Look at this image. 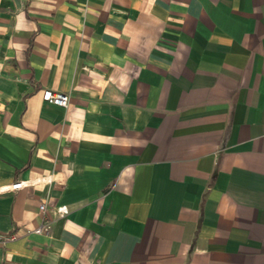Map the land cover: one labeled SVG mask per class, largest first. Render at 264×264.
I'll return each mask as SVG.
<instances>
[{"label":"crops","instance_id":"obj_1","mask_svg":"<svg viewBox=\"0 0 264 264\" xmlns=\"http://www.w3.org/2000/svg\"><path fill=\"white\" fill-rule=\"evenodd\" d=\"M0 232V264H264V0H0Z\"/></svg>","mask_w":264,"mask_h":264},{"label":"built area","instance_id":"obj_2","mask_svg":"<svg viewBox=\"0 0 264 264\" xmlns=\"http://www.w3.org/2000/svg\"><path fill=\"white\" fill-rule=\"evenodd\" d=\"M43 98L44 100H47L49 102H52L54 104L60 105V106H68L70 102V94L64 91H60L57 89H52V88H46L43 91ZM25 184L24 181L19 180L16 181L12 184L13 188H20ZM47 203L42 202L40 204V211H41V217H42V222L41 224L34 229L35 232L38 233H48L49 232V226H50V220L45 218V214L47 211ZM57 212L60 216L66 214L68 212V209L65 206H60L57 209ZM16 237L15 234H9L6 235L2 232H0V240L5 242L10 239H14Z\"/></svg>","mask_w":264,"mask_h":264}]
</instances>
